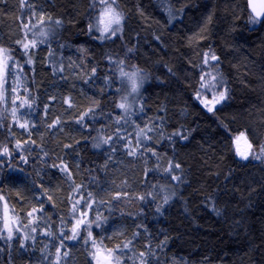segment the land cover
Wrapping results in <instances>:
<instances>
[{"label": "trees", "instance_id": "1", "mask_svg": "<svg viewBox=\"0 0 264 264\" xmlns=\"http://www.w3.org/2000/svg\"><path fill=\"white\" fill-rule=\"evenodd\" d=\"M104 7L0 0L21 76L20 116H0V264H92L96 246L120 264H264V19L247 0H116L121 30L101 39Z\"/></svg>", "mask_w": 264, "mask_h": 264}, {"label": "snow or ice", "instance_id": "2", "mask_svg": "<svg viewBox=\"0 0 264 264\" xmlns=\"http://www.w3.org/2000/svg\"><path fill=\"white\" fill-rule=\"evenodd\" d=\"M101 3H103L105 5V7L102 9L101 15H100V24L103 27L99 28L97 30L100 31V38L101 39H107V38H109L108 34L114 36L116 34V32L121 30L120 25H121V22L123 20V14L116 7V0H101ZM56 23L59 24L60 22L57 21ZM113 26H115V27H113ZM40 35L44 36L45 38H47L46 33H44V32H41ZM41 42H43V41H41ZM36 43H37V41L35 39H33L30 42L23 43L21 46L26 51V54H27V49L30 46L35 47ZM211 58L213 60L217 59V57L215 55H213ZM10 59H11V56L8 55V50H6L4 48H0V76H3V74L6 71L10 73V66L7 63V61L10 60ZM29 62H31V61L29 60ZM122 75L128 76V79H129V81L131 83L132 91L133 92L138 91V87H139L138 74L137 73H132L131 75H129L127 73H123L122 72ZM213 79L216 80L217 78L213 77ZM201 80L204 81V83L202 84V87L207 86L209 88V90H213V91L217 90V84H220V83L223 82L222 79H220V80L217 81V84L209 85L207 83V81H205V78L203 76L201 77ZM198 95H199V93H198ZM225 96H226L225 92L218 91L216 93V95L213 97L212 101L205 100V101H202V102L205 103L206 105L208 103H213V104L219 103L220 101L225 99ZM119 107L121 109H125L126 110V105L124 103H121L119 105ZM212 110H213L212 107L208 108V111H212ZM21 127H24V125H21ZM241 139H244L245 143H247V138L244 136L243 133H241V135L236 138L235 142L238 144ZM248 147H249V149H251L252 145L248 144ZM7 151L8 150L5 148L4 152H7ZM134 152H135V150L133 149L131 152H129V155H133ZM261 152H262V154H264V148L261 149ZM237 154L241 155L242 158L247 159L248 153H241L240 150H239V147H237ZM176 167H179V165H176ZM172 179L176 180V179H178V177L173 176ZM165 202H167V200ZM29 215H31V213H29ZM78 223H82V221L78 222ZM73 231L75 232V229ZM127 246L128 245H125V247H127ZM96 255H98V253L94 254V256H96ZM140 255L144 256L145 254L144 253H140ZM106 256L107 257H112V253L108 252V253H106ZM115 264H119L118 258L115 259Z\"/></svg>", "mask_w": 264, "mask_h": 264}, {"label": "rangeland", "instance_id": "3", "mask_svg": "<svg viewBox=\"0 0 264 264\" xmlns=\"http://www.w3.org/2000/svg\"><path fill=\"white\" fill-rule=\"evenodd\" d=\"M8 65L10 66L9 64V61H7ZM6 81L10 83L9 85V92H10V95H9V98L6 99L7 101H5V97H4V91L5 89L7 88L6 86ZM20 86H21V76L19 74V72H17L14 67L11 65L10 66V73L9 72H5L3 74V76H0V116L2 115V113L5 111L6 109V103H7V109H8V112L9 114L16 120V117L20 116V110L18 108V106L16 105V99H17V95L19 93V89H20ZM205 91H203L204 93ZM215 96V93L211 94L209 96V98H207V96L205 94L201 95L202 97V100L205 101H212L213 100V97ZM225 100V99H224ZM222 100V101H224ZM220 101V102H222ZM219 102V103H220ZM203 103V102H201ZM219 103H208L207 105V108L209 107H212V109L215 107V106H218ZM60 104V98L57 97L56 101H55V104L53 105V108L58 106ZM205 104V103H203ZM206 105V104H205ZM18 111V112H16ZM240 136V135H239ZM237 136V137H239ZM236 137V138H237ZM236 138L234 139V143H233V146H234V149H235V152H236V155L241 158V159H244L242 158L241 155H238L237 154V147H239V150L241 153H248V156L247 158H249V154L251 153V149H249L248 147V144H250L247 140V143H245V140L244 139H241L239 141V143L237 144L235 141H236ZM113 233V232H112ZM99 246H96L94 247V252H93V255L91 257V262L92 264H115V260H114V257H113V252L112 251H105V255L106 253L108 252H111L112 253V258L109 257V260L106 261V262H101L96 256H94V254L99 251ZM120 264V263H119Z\"/></svg>", "mask_w": 264, "mask_h": 264}, {"label": "water", "instance_id": "4", "mask_svg": "<svg viewBox=\"0 0 264 264\" xmlns=\"http://www.w3.org/2000/svg\"><path fill=\"white\" fill-rule=\"evenodd\" d=\"M247 4L252 18L261 22L264 19V0H247ZM97 257L101 262H106V258L101 253H98Z\"/></svg>", "mask_w": 264, "mask_h": 264}, {"label": "bare ground", "instance_id": "5", "mask_svg": "<svg viewBox=\"0 0 264 264\" xmlns=\"http://www.w3.org/2000/svg\"><path fill=\"white\" fill-rule=\"evenodd\" d=\"M57 99V98H56Z\"/></svg>", "mask_w": 264, "mask_h": 264}]
</instances>
